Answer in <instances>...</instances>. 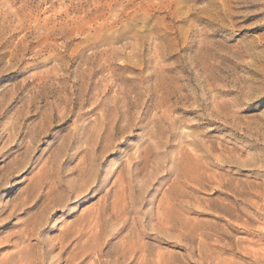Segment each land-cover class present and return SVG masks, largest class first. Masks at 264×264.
I'll use <instances>...</instances> for the list:
<instances>
[{
  "label": "rangeland",
  "instance_id": "374dc122",
  "mask_svg": "<svg viewBox=\"0 0 264 264\" xmlns=\"http://www.w3.org/2000/svg\"><path fill=\"white\" fill-rule=\"evenodd\" d=\"M253 250L264 0H0V264Z\"/></svg>",
  "mask_w": 264,
  "mask_h": 264
},
{
  "label": "bare ground",
  "instance_id": "6f19581e",
  "mask_svg": "<svg viewBox=\"0 0 264 264\" xmlns=\"http://www.w3.org/2000/svg\"><path fill=\"white\" fill-rule=\"evenodd\" d=\"M192 163V162H191ZM213 173V172H212ZM207 174V173H206ZM206 176V175H205ZM208 180V179H207ZM70 199V198H69ZM69 201V200H68ZM245 224H243V226H244ZM250 226V225H249ZM246 229V228H245ZM257 233H259V232H257ZM80 235V234H79ZM85 236V235H84ZM84 236H82V237H84ZM88 237H89V235H88ZM90 237H92V236H90ZM86 238H87V236H86ZM80 238L78 237V240H79ZM90 239H92V238H90ZM80 240H82V239H80ZM80 240H79V243H81L80 242ZM84 240V239H83ZM83 242V241H82ZM89 242V241H88ZM85 243H87V241L85 242ZM82 244V243H81ZM81 244H79V245H81ZM89 245V248H91V246H90V244H88ZM87 244H86V246H88ZM29 246V245H28ZM211 246V245H210ZM80 247V246H79ZM205 247V246H204ZM18 248V247H17ZM86 248H88V247H86ZM88 248V249H89ZM205 249V248H204ZM78 250H79V248H78ZM206 250V249H205ZM245 250H246V248H245ZM245 250H243L244 252H245ZM250 251L252 250V249H249ZM257 249H255V251H256ZM15 251V250H14ZM80 251V253H82L83 251H84V249H82V251L81 250H79ZM203 251V250H202ZM247 251H248V248H247ZM254 251V250H253ZM251 252V253H248V255H250V258L251 257H253V260L255 259V261H260V262H263L264 263V259L263 258H261V256L258 254V253H256V252ZM259 251V250H258ZM213 252V251H212ZM211 252V253H212ZM215 252V251H214ZM242 252V251H241ZM243 252V253H244ZM79 253V252H78ZM209 253V252H208ZM216 253V252H215ZM23 254V253H22ZM92 253H90V255H91ZM204 254V253H203ZM217 254V253H216ZM242 254V253H241ZM247 254V252L245 253V255ZM79 255V254H78ZM83 255V254H82ZM92 255H94V254H92ZM91 255V256H92ZM263 255V254H262ZM213 256H215V257H218V255H214L213 254ZM212 256V257H213ZM247 256V255H246ZM264 256V255H263ZM9 257L10 258H13L14 259V261L16 262V264H19L20 263V259H21V252L19 251L17 254L16 253H11V254H7V255H5V257H3L5 260L7 259V261L8 260H11V259H9ZM93 257V256H92ZM201 257V256H200ZM206 257V256H205ZM209 257V256H208ZM202 258H203V256H202ZM214 258V257H213ZM220 258H221V256H220ZM248 258V257H247ZM80 259V258H79ZM97 259V258H96ZM95 259V260H96ZM218 259V258H217ZM222 259V258H221ZM225 259V258H224ZM223 259V260H224ZM203 260V259H202ZM12 261V260H11ZM204 261H205V259H204ZM203 261V262H204ZM209 261H210V259H209ZM208 260H207V262H209ZM217 260H215V261H213V262H216ZM28 263V262H27ZM94 263V262H93ZM206 263V262H205ZM24 264H26V263H24ZM91 264V263H90ZM163 264V263H162ZM207 264V263H206ZM215 264V263H214ZM218 264H224V261H222V262H220L219 263V261H218Z\"/></svg>",
  "mask_w": 264,
  "mask_h": 264
}]
</instances>
